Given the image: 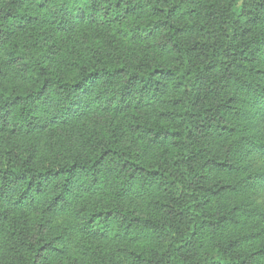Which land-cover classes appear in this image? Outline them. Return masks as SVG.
Returning a JSON list of instances; mask_svg holds the SVG:
<instances>
[{"label": "trees", "instance_id": "obj_1", "mask_svg": "<svg viewBox=\"0 0 264 264\" xmlns=\"http://www.w3.org/2000/svg\"><path fill=\"white\" fill-rule=\"evenodd\" d=\"M0 264H264V0H0Z\"/></svg>", "mask_w": 264, "mask_h": 264}]
</instances>
